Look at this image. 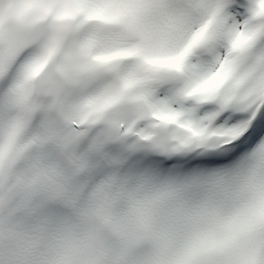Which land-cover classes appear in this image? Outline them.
Returning a JSON list of instances; mask_svg holds the SVG:
<instances>
[{
    "label": "snow or ice",
    "instance_id": "6c2138e0",
    "mask_svg": "<svg viewBox=\"0 0 264 264\" xmlns=\"http://www.w3.org/2000/svg\"><path fill=\"white\" fill-rule=\"evenodd\" d=\"M0 20L32 41L0 45V100L35 77L68 132L150 149L123 163L174 192L170 264H264V0H17Z\"/></svg>",
    "mask_w": 264,
    "mask_h": 264
},
{
    "label": "bare ground",
    "instance_id": "6f19581e",
    "mask_svg": "<svg viewBox=\"0 0 264 264\" xmlns=\"http://www.w3.org/2000/svg\"><path fill=\"white\" fill-rule=\"evenodd\" d=\"M60 130V128H59ZM62 131L61 133H63V136L65 133H67V136L65 137L66 140H69L71 138V133L68 132L66 130V126L64 127L63 130H60ZM64 131V132H63ZM72 131V130H71ZM65 140V141H66ZM72 153V152H71ZM43 154L45 155V159H47L48 161H51V157H53L55 155L54 152H51V151H44ZM72 156H73V159L77 157L76 154L72 153ZM78 156L82 159V158H86V155L85 153H79ZM100 167V166H99ZM101 169V168H100ZM99 169V170H100ZM100 172L98 171V173H94L95 175V179H97L99 176H100ZM95 183V182H94ZM128 184V183H127ZM149 185V184H148ZM132 186H134L132 183L129 185L128 184V187L131 188ZM146 187V185H144ZM154 186V185H153ZM135 187L139 188L140 187L138 185H136ZM133 189V188H131ZM149 190V189H147ZM133 193L130 194V195H134L136 194L135 192V189H133L132 191ZM151 193V192H150ZM89 193H86L84 195V198L82 199L83 201H85L86 199H90ZM152 194V193H151ZM147 195V194H146ZM132 196V197H134ZM137 196V195H136ZM150 198L152 199V201L150 200ZM148 198V195H147V198H146V201L145 204L142 202V200H139V199H136L137 201H139V204H140V208H142L141 210L142 211H145L147 213H149L150 215H152L154 217V220L157 219L158 222L155 224L157 226H159L160 224V221H159V218L155 216V213L156 211H159L160 208L164 209L165 208V202L163 201L165 198H163V195H162V199L161 201L159 202H154L153 201V197H150ZM170 200V199H169ZM43 209H44V216L47 218V225L52 226L54 227V231L53 233L55 234L56 236V239H57V245L56 247H54V251L52 252V254L55 256V260H58L60 258H62L63 255H65V253L67 252V250H69L71 248V245H70V242L69 240H67V236L69 234V232H76L78 233V236H79V239L82 240L84 243H86L87 241H89L91 238V234H92V225L90 223V221H88L87 219H84V218H78L76 220H70L68 218L65 217L64 215V211L60 208V207H54V206H48L46 204H44L43 206ZM124 210V213H126L127 215L131 214L133 215L134 213H130V210ZM135 215V214H134ZM136 216V215H135ZM50 217V219H49ZM130 217V216H129ZM52 219V220H51ZM130 219V218H129ZM32 222H34V219L31 220ZM156 221V220H155ZM174 223L178 226V221H177V217H176V220L174 221ZM40 227H42L41 224L37 223ZM162 227V226H161ZM159 228V227H158ZM163 228V227H162ZM161 228V229H162ZM160 230V228H159ZM176 231H177V228L173 230V234H176ZM162 233V232H161ZM163 233H166V232H163ZM168 233H171L170 231ZM172 234V233H171ZM159 235V234H158ZM161 235V234H160ZM166 236V234H165ZM161 237V236H160ZM164 237V236H162ZM165 238V237H164ZM163 240V239H162ZM175 240L176 238L174 236H172V238H170L168 241H169V245L170 247L172 248V246L174 245L175 243ZM111 245L112 247L114 248L115 250V253L116 254H119V255H125L124 256V260L125 262L128 261L127 257H132V255H129L128 252L126 253L125 251V247L123 248L122 245L120 244L119 241H116V240H112L111 241ZM126 246V245H125ZM152 246V245H151ZM158 246V245H157ZM84 247V249H87L89 248L88 244L82 246ZM128 247V246H127ZM126 247V248H127ZM131 247V246H130ZM161 249V248H160ZM160 249L158 250L159 252ZM129 250V249H128ZM127 250V251H128ZM135 250V249H134ZM170 251V250H169ZM173 252V250H171ZM170 251V252H171ZM164 252V251H163ZM169 252V253H170ZM84 253L86 255H88L89 251H84ZM155 253V252H154ZM153 254V253H152ZM156 254H157V251H156ZM155 254V255H156ZM154 255V254H153ZM145 256H148V255H145ZM151 256V255H150ZM144 257V256H143ZM142 258V257H141ZM147 258V257H146ZM149 258V257H148ZM136 260V258L134 259ZM138 260V259H137ZM150 260V258H149ZM136 262V261H135ZM145 262H149V261H145ZM1 264V263H0ZM112 264V263H111Z\"/></svg>",
    "mask_w": 264,
    "mask_h": 264
},
{
    "label": "rangeland",
    "instance_id": "374dc122",
    "mask_svg": "<svg viewBox=\"0 0 264 264\" xmlns=\"http://www.w3.org/2000/svg\"><path fill=\"white\" fill-rule=\"evenodd\" d=\"M65 126H63V128H64ZM60 130H63V129H61L60 128ZM62 132V131H61ZM64 132V131H63ZM63 134V133H62ZM67 136V133H65L64 134V137H66ZM101 168V167H100ZM102 169V168H101ZM99 171V170H98ZM98 171L97 172H95V173H98ZM113 170L111 169V171L110 172H112ZM112 173H114V172H112ZM134 175V176H133ZM133 175L130 173V172H127L126 171V175H125V177H124V179H126V182L130 185L131 183L134 185V186H130L131 188H133V189H135V192H136V194H135V196L134 195H130V197L131 198H134V199H139V200H142V202L145 204V202L144 201H146V198H147V193L145 192V191H143V190H146V191H148L147 189H149L151 186H152V188H153V185L154 186H158L160 183H152V182H150V181H148V180H145V181H142L143 179H141V178H139L137 175H135L134 173H133ZM133 177V178H132ZM131 179V180H130ZM122 181H123V179H122ZM120 182V184L123 186V182ZM142 181V182H141ZM149 184V185H148ZM94 185H95V183H94ZM136 185H138L139 187H140V189L139 188H137V187H135ZM144 185H146V187L144 186ZM131 188H126V189H130L131 190ZM133 189H132V191H133ZM158 189H160V190H164V192L168 189H171L169 186H167V185H165V184H163V185H160V187H158ZM152 191V190H151ZM133 193V192H132ZM132 193H130V194H132ZM152 193V192H151ZM151 193H150V191H149V195L151 196ZM137 195V196H136ZM132 196H134V197H132ZM151 199V198H150ZM174 199V198H173ZM173 199H172V201H173ZM169 200V199H168ZM123 209H125V208H123ZM128 208H126L125 210H127ZM135 214V213H134ZM135 215H137V214H135ZM155 216L156 217H158L159 218V221H160V224H159V228H160V233H158L159 234V237L161 238V240L162 239H164V237H165V234L166 233H163V232H165V230H167L168 229V231L167 232H171L172 234H173V230L174 229H176L177 228V225L174 223V221L176 220V215H175V213H171V214H169V215H166L165 214V211L162 209V208H160V210L159 211H156V213H155ZM156 221L155 222H158V220L157 219H155ZM163 228H162V227ZM162 228V229H161ZM171 229V230H170ZM162 232V233H161ZM170 233V234H171ZM161 234V235H160ZM162 236H164V237H162ZM175 238H176V234H174L173 235ZM120 242V244L122 245V247L126 250L125 252L127 253L128 252V254L129 255H132L133 256V258L132 257H127V259H128V261L127 262H125L126 264H147V263H149V262H145V261H149V258H151L152 256H154L155 254H156V251H157V254H159V249L161 248L160 246H157L156 244L155 245H147V246H145V247H141V248H138V250H134L132 247H130L125 241L123 242V241H119ZM126 245V246H125ZM128 246V247H127ZM127 247V248H126ZM129 249V250H128ZM128 250V251H127ZM171 250H173V246H172V248L169 246L168 247V249L167 250H163L162 248L160 249V251L161 252H163L164 251V253L166 254H168L169 252ZM155 252V253H154ZM172 252V251H171ZM170 252V253H171ZM154 255H153V254ZM169 253V254H170ZM145 255H148V256H145ZM151 255V256H150ZM144 256V257H143ZM142 257V258H141ZM147 257V258H146ZM149 257V258H148ZM136 258V260H134ZM138 259V260H137ZM136 261V262H135Z\"/></svg>",
    "mask_w": 264,
    "mask_h": 264
}]
</instances>
